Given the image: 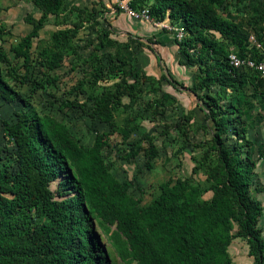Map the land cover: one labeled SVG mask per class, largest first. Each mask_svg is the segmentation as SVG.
Here are the masks:
<instances>
[{
  "label": "trees",
  "instance_id": "trees-1",
  "mask_svg": "<svg viewBox=\"0 0 264 264\" xmlns=\"http://www.w3.org/2000/svg\"><path fill=\"white\" fill-rule=\"evenodd\" d=\"M122 1L134 11L147 9L156 22L168 18L171 27L183 28L180 41L171 32L181 57L179 64L196 68L198 75L191 87L179 85L194 96L204 92L202 100L208 107L204 121L214 126L212 138L192 145L200 148V155L192 158L195 165L189 177L161 183L159 194L141 206L129 186L113 175L103 150L110 146L112 136L127 142L142 129L143 116L132 109L145 85L149 93L156 94L163 91V82L173 89L178 83L161 65L159 79L136 67V50L142 44L132 38L119 42L110 29L98 31L96 44L84 59L74 40L86 24L92 31L98 27L95 9L69 8L77 17L74 27L54 31L50 44L34 59L33 43L47 16L57 17L66 7L65 0H31L41 16L24 18L32 30L10 49L19 66L1 46L12 33L0 25V103H13L19 97L18 88L26 85L35 91L54 86L58 80L54 71L75 57L87 72L71 92L85 101L66 105L90 106L89 117L108 130L96 133L93 143L85 146L62 121L39 114L31 106L23 105L12 123L0 120L13 149L0 148V264H114L94 233L93 220L102 227H115L110 238L125 264H231L228 250L235 238H244L248 256L255 264H264V239L258 227L263 208L250 194L255 172L253 143L247 137V121L234 102L248 83L242 69L253 73L258 86L264 79L249 69L230 67V53L220 44L221 40L234 48L242 60L261 62L260 38L256 40L247 27L221 17L227 0ZM247 2L249 10L261 4L259 0ZM117 12L121 13L118 8ZM33 67L38 77L31 79ZM174 102L163 92L144 104V112L162 115ZM188 126L205 129L189 110L173 127L165 126L162 134L174 129L188 143ZM230 135L234 141L227 145ZM140 141L146 144L145 169L151 170L159 155L155 138L143 133ZM138 154V143H132L123 160H134ZM199 173L204 180L195 179ZM59 178L62 181L53 192L51 184ZM208 193L211 197L205 199Z\"/></svg>",
  "mask_w": 264,
  "mask_h": 264
},
{
  "label": "rangeland",
  "instance_id": "rangeland-1",
  "mask_svg": "<svg viewBox=\"0 0 264 264\" xmlns=\"http://www.w3.org/2000/svg\"><path fill=\"white\" fill-rule=\"evenodd\" d=\"M7 1H9V5H6ZM104 1L106 2L107 9L100 6L99 0H66V11L64 13L57 17L47 16L44 27L39 32L38 38L34 40L31 51L35 59L37 52L50 44V37L54 31L74 27V24L77 22L76 14L68 10L72 6H77L80 9H95L99 22L98 27L92 31L88 27V24H86V28L81 29L74 40L76 45H78L77 50L79 54L84 59L92 52L93 45L96 44L98 31L100 29H114L112 31L118 40L126 41L128 38L134 37L142 44L140 49L136 50V67L143 69L149 75H155L154 73L158 72L156 66L161 65V68L166 69L178 83L176 88L173 89L167 82H163V91L156 94L149 93L148 86L145 85L139 102L132 109L133 113L143 116L142 129L134 133L127 142H123L118 135L112 136L110 138V146L103 150L106 162L112 166L111 172L113 175L119 181L129 186V193L141 200V206H146L159 194V185L161 183L169 179L175 180L191 175V170L195 165L192 158L194 156L199 157L200 155V148H193L192 145H200L210 140L214 126L210 121H204V116L208 112V107L202 100L204 92H198L194 96L179 85L191 87L195 77L198 75V70L179 64V60L176 58L172 60L171 56L176 53L177 49L174 45L171 32L165 28H161V26L155 27L153 25L142 24L138 20L128 19V17L122 15L124 14L122 12L121 14L117 13L118 5L128 6L127 1ZM262 1L264 0H259L261 4H256L249 10L246 7L248 4L247 0L241 3H236L235 0H227L226 9L221 10L220 15L223 18L230 19L234 23L247 27L251 36L256 40L260 38L261 50L264 55V5ZM74 2L77 5H73ZM31 4V0H0V25L5 28L11 27L13 33L12 36L5 37L1 46L16 66H19L20 62L14 60L10 49L25 33L24 29H19L22 19L26 15L35 19L41 14ZM255 19L258 20L255 21ZM121 23L124 26L127 25L126 27L133 25L131 27L132 30L126 32L124 28L119 26ZM162 35H165L163 41ZM169 42L171 44L166 45ZM220 44L228 53L235 52V49L227 46L224 41L220 40ZM161 47L165 48L162 49ZM149 49H153L158 53L160 60ZM105 51L114 52L113 49H105ZM168 52H170V55H168ZM168 64L173 67H168ZM158 69L163 74L160 67ZM242 70L248 78V83L237 96L238 100L234 99V102L239 105V109L247 121V137L253 143L252 158L255 162V172L250 194L263 208V214L259 219L258 227L264 239V81L258 86L256 81L252 79L253 73L244 69ZM37 71V67H33L29 72V77L31 79L37 78ZM19 72L23 73V70H19ZM86 72L87 67L81 61L77 62L75 57L66 59L62 66L53 73L58 78L54 86L35 91L30 85H26L18 88L19 97L13 103L9 105L0 103V120L12 123L15 114L23 108V105L31 106L39 114L50 115L62 121L81 144L90 146L96 133L106 132L108 128L89 117L90 106L79 109L69 108L66 105V103L71 102L81 104L85 101L83 96H78L71 91L77 82L84 77ZM113 82H117V79ZM215 91L216 89L212 90V92ZM163 92L169 94L175 100L174 104L167 105L162 115L152 116L150 113H145L144 104L159 98ZM124 102H127V100L124 99ZM189 110L193 112V119L203 124L205 129H194L188 126L186 128V133L189 137L188 143H185L184 139L179 136L178 131L174 129L168 130L165 135L162 134L165 126L173 127L176 122L182 119L183 113ZM117 121L120 122L121 118H117ZM143 133L153 136L158 148L159 155L154 160L151 170H146L144 166L146 161L144 157L146 144L140 141ZM233 141L234 137L230 135L227 145H231ZM132 143H138L139 154L134 160L126 162L123 160V157L128 152L129 145ZM0 148H8L6 150L8 152L13 150L5 139L1 123ZM204 178L202 173L195 176V179L199 180H204ZM60 181H62V178L57 179L51 184L53 192L57 189ZM210 197L211 193L204 196L205 199H209ZM92 225L97 239L108 254L110 263L125 264L121 261L110 238V233L115 230V227H102L95 220L92 221ZM108 229L109 233L107 232ZM236 232L237 229L235 227L232 233L236 234ZM228 251L232 258L231 264H255L254 259L248 256V247L244 238L233 239ZM131 264L136 263L131 262Z\"/></svg>",
  "mask_w": 264,
  "mask_h": 264
},
{
  "label": "built area",
  "instance_id": "built-area-1",
  "mask_svg": "<svg viewBox=\"0 0 264 264\" xmlns=\"http://www.w3.org/2000/svg\"><path fill=\"white\" fill-rule=\"evenodd\" d=\"M118 9L133 18L134 20L142 21L144 23L153 24L156 27L161 26V28H165L169 32H174L175 37L177 40H181L183 38L184 30L182 27L180 28H173L170 25H163V23L154 21L150 15L149 11L147 9L141 10V11H134L129 8V6L125 5H118ZM253 40V38H251ZM228 62L230 67L234 69H249L251 71H254L258 74V76L262 79H264V61L256 62L252 59H240L235 53H230L228 55Z\"/></svg>",
  "mask_w": 264,
  "mask_h": 264
},
{
  "label": "crops",
  "instance_id": "crops-1",
  "mask_svg": "<svg viewBox=\"0 0 264 264\" xmlns=\"http://www.w3.org/2000/svg\"><path fill=\"white\" fill-rule=\"evenodd\" d=\"M65 2H66V0H65ZM99 3H100V6H102V8H104V9H107V6H106V2L104 1V0H99ZM10 3H9V1H7V3H6V5H9ZM107 4H110V3H107ZM32 5V7L34 8V9H36V10H38L36 7H34L33 6V4H31ZM73 5H77V3L76 2H74L73 3ZM77 7V6H76ZM79 8V7H78ZM113 8V7H112ZM80 9V8H79ZM38 12H39V10H38ZM116 12H117V10H116ZM116 12H114V14H116ZM118 13V12H117ZM119 14H121V13H119ZM122 15H125L126 17H128V19H131V20H134L133 18H131L130 16H128L127 14H122ZM26 16H29V15H26ZM25 16V17H26ZM40 16H41V14H40ZM39 16V17H40ZM124 16V17H125ZM25 17H23V19H22V22H21V25L19 26V29H24L25 30V33L23 34V36H25V35H27V34H29L30 32H31V30H32V25H30V24H27V23H25L24 22V18ZM39 17L38 18H35L36 20L37 19H39ZM97 17V16H96ZM136 21V20H135ZM142 22V21H141ZM161 23H163V25H167L168 23H169V19L168 18H166L163 22H161ZM142 24H147V25H153V24H149V23H144V22H142ZM121 28H124V30H126V32H130V30H132V26L133 25H130L129 27H126L127 25H125L124 26V24L123 23H121L120 25H119ZM118 26V27H119ZM154 26V25H153ZM4 27V26H3ZM156 27V26H155ZM115 28V27H114ZM7 30H12V28L11 27H9V28H6ZM110 29V28H109ZM111 31L113 30L114 31V29H110ZM127 30H129V31H127ZM113 31H112V33H113ZM11 33H12V31H11ZM13 34V33H12ZM23 36H21V37H23ZM112 38H114V39H116V40H118L116 37H115V34L113 33V36H112ZM132 39H134V40H137L136 38H134V37H131ZM164 38H165V35H162V41L164 40ZM172 38H173V40H174V37H173V35H172ZM119 42H124V41H120V40H118ZM168 44H171L170 42L169 43H167L166 45H168ZM174 45H175V47H176V53L175 54H173L171 57H172V60H173V58H176L177 60H179L181 57H180V54H179V52H178V47L176 46V44L174 43ZM163 46V45H162ZM162 49H164L165 47H161ZM169 54L168 55H170V52H168ZM158 54V53H157ZM159 55V54H158ZM156 57V56H155ZM159 60H160V56H158L157 57ZM173 67L172 65H169L168 64V67ZM157 67V71L158 72H156V73H154L155 75H152V76H154L156 79H159L160 77H161V73H160V71H159V69H158V67L159 66H156ZM170 70V69H169ZM171 72V71H170ZM158 74V75H157ZM160 74V75H159ZM156 76H159V77H156ZM162 86H163V88H164V85L162 84Z\"/></svg>",
  "mask_w": 264,
  "mask_h": 264
}]
</instances>
